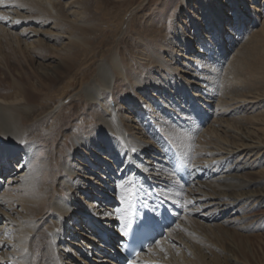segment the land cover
<instances>
[{
    "label": "bare ground",
    "instance_id": "6f19581e",
    "mask_svg": "<svg viewBox=\"0 0 264 264\" xmlns=\"http://www.w3.org/2000/svg\"><path fill=\"white\" fill-rule=\"evenodd\" d=\"M186 1L182 0V3L186 5ZM198 1L202 7V18L204 17L205 19L206 25L204 28L206 30H213V28L219 27L217 37L222 35L220 29L226 28L223 25V20L230 19V14L225 10V7L229 6L226 5L233 6L232 10L235 9L236 19L237 16H240L239 21L241 23L245 22L243 18L246 17V14L239 5V0ZM245 1L243 0V2ZM56 3V0H0V7L3 8L0 10V14L6 13L4 11L6 6L13 5L14 7L16 5L21 8H28L27 13L34 11L33 16L35 15V17H26L18 9V11L16 10V22L13 25H22L24 22L49 24L56 17ZM90 3V0H68L65 3L68 14L64 18V22L78 30L81 29L77 26L78 24L86 25L87 28H90V26L97 27L99 25L98 21L92 23L91 19L87 16V12H90ZM46 7L49 8V12L45 14ZM188 13L190 14L189 11ZM44 14L45 16L43 17ZM191 17L193 15L191 16L190 14L191 25L194 27V36H196L197 32L198 36L201 24L194 18L191 19ZM88 21L90 25L87 24ZM231 29L229 27L226 30L228 32L230 30L233 31V28ZM240 29L241 27L238 26V30ZM207 33L210 32H201L205 37H209ZM244 34H247V32ZM69 37H71L72 43L70 41L68 43L77 49L81 48V46L87 47L85 54L79 53L77 50H70L64 54L61 60L73 68L77 67L76 62L81 61L83 64L92 58V50L88 49L90 43H93L90 41L91 39H94L93 48H95L99 42L104 44L105 37L107 38L105 36L102 40L98 41L95 36ZM160 37L150 36L149 38H142L145 48L149 51V58H145L143 64L138 63V65L133 64V66L130 65L132 63L126 64L125 61L127 62L128 59H124V53L118 49L115 50V48L103 51L104 57H102V61L92 71L97 81H94V79L90 81L89 79L82 87V96L85 98L83 100L86 105L90 108L96 107L93 125L85 117L80 119L82 127L85 125L91 126L89 129H86V127L76 129L80 123L74 125L71 123L72 120L69 119L68 126L72 124L71 131H65L66 126L64 127L62 120L68 118V116L70 118L71 114L69 115L67 112L71 113L73 105L62 108V112L65 110L64 114L60 112L55 117L51 116L56 107L59 106L60 108V106L64 105L66 101L64 102L63 98L59 99V102L56 104L57 106L52 110L43 113L47 121L44 125L37 127H34V124L28 121L29 113L32 110V102L25 95L26 91L22 87L19 89L22 96L19 98V101L7 103L4 99L0 98V220L4 221V225L0 227V235H3L0 238V264H37L36 254L41 250L45 241L50 244L53 253L58 252V255H61L64 259L68 255L67 250H69L65 243L69 242V245L73 246L76 244L66 236H71V239H77L82 234L74 230H70L69 232L67 229L71 227L72 229L79 228V231L82 229L91 230L93 228L95 230L96 228L97 236L94 235L95 237H92L89 235L91 237H85L91 241V246L88 245L86 247L84 245V251L90 254L94 250L97 251L99 246H102V251L100 252L103 254L99 258L94 259V262L97 264H131L132 261H135V264H155L150 259L147 261L145 256L147 253L153 251L157 242L162 240L163 237L161 238L160 235L164 231L166 238L170 242L179 241L183 245V237L187 236L189 232L190 225H188V221L190 217L194 216L212 222L214 219L227 217V212L237 205V200H226L223 198L221 192L205 195L200 192L196 193L198 192L197 189H193L192 187L188 189L189 186H183V193H190L194 197L192 199L176 200L171 194L164 192L162 189L163 186L171 184L173 177L180 179L182 182L188 181L190 185L194 183L203 185V178L198 173V168L195 167L203 161L201 159H193V163H186L187 165H184L181 161L177 160V155L175 156L170 150H166V146L164 148H157L151 141L162 142L164 140L166 141L164 143H168L170 140L176 143L182 142L184 140L183 137L187 136L185 140H188L192 144L195 141L194 147L199 152L203 148V142L198 140L197 137L203 131L200 126L192 127L190 128L191 131H188L186 127L189 125L186 119L187 113H185V108L188 106L187 102L190 99L192 107H198V113L202 117L201 120L205 122L208 119L209 112L203 111V108L207 107H204L199 102L196 92L189 90L194 80H189L180 73V66L172 62L174 59L168 60L162 55V51L170 49L171 41H164L165 39L162 40ZM223 38H225V35L215 43H210L212 40L207 38L204 41L197 37L172 36V39H174L172 41L183 43L185 48H192L194 41H199L198 43H200L203 40L204 44H199L200 49L198 53L212 56V59L215 61H221L223 59L222 56H219L222 54L221 50L226 49L224 54L231 50L229 47L224 46L225 40ZM207 42L210 44H207ZM67 44L64 46L65 49H67ZM211 45L215 46L213 51L218 53L216 59L213 51H210ZM82 56H85V58ZM186 58L192 62L198 61L197 56L186 55ZM205 58L209 60L211 57ZM212 59L206 63L205 71L212 70V66L209 65ZM215 61L213 62L214 64L216 63ZM186 65L188 66L189 64ZM55 67H58V65ZM83 69V75L89 73L87 64ZM142 87L146 88L145 91L139 92V89ZM152 90L162 92L165 98L169 96L172 99L170 100L171 104H173V101L176 102V105L174 103V109L176 111L179 110V112L177 111V116H174V119L170 120L168 117L166 121L164 120L165 122L161 124L159 132L154 131L150 134V131L147 132L145 130V123L149 124L147 122L142 124V126H134V129H132L131 122L135 121L137 114L133 111L132 113L130 112L131 115L123 116L119 112V107L121 104L128 105L130 102H134L136 106H140L139 109H143L142 105L148 102L146 99H150V96H155V92L153 93ZM81 106L80 103L78 108L80 109ZM164 109L159 113L162 114ZM191 112H195V110ZM227 114L226 111L223 116ZM152 118L155 119V117ZM196 118L197 116L195 117L193 114H190V120H196ZM225 124L221 120V128L217 131L229 133L230 136L239 138L241 142L234 143L231 141L221 144L228 151H224V158L222 160L224 164L222 172L225 174L226 180H228V178L235 176L234 173L237 170L248 165L249 161L247 158L252 157L254 152L262 151L264 145L246 135L239 134L240 132L233 130L231 126ZM47 125L49 127L46 129L45 126ZM240 135L241 138L239 137ZM211 136L215 138L216 134L213 132ZM185 140L183 143H185ZM151 150L156 153L155 158L164 163V165H160V167L162 166L161 169L156 168L155 172H151L155 169L153 165H149L151 161L144 160V163L141 162L143 158L142 152L151 153ZM19 154H21L20 157ZM254 160L253 158L252 161ZM74 161H78L80 165L92 169L93 171L90 170L92 174H100V172L97 173L95 171L96 169L105 170L106 173L110 172V180L116 179L115 177L121 180L117 181V184L114 186L116 188L118 185V189L123 186L118 192V194H121H119L120 199H118L116 204L107 208L111 212L110 215L97 216L95 212L97 210L99 212L101 209L99 210V204L97 205L93 201H91L90 205L92 209L88 208L89 210L87 211H82L71 204V201L75 198L72 193L77 188L75 186L76 180L73 182V179L74 176H79L81 172V167H78ZM81 161L85 162V164ZM220 161L218 164H220ZM215 164L218 165L217 163ZM78 170L80 171L79 173ZM158 170L160 171L157 172ZM219 177L221 178V176ZM5 178L8 180L6 181V187L3 185ZM89 178L91 179V177ZM231 181L233 183V180ZM98 182L96 180L95 186L103 187ZM224 182L226 183V181ZM110 186L108 185L109 188H111ZM218 187H221V185ZM84 188V193L87 194V186ZM60 189L65 192H61ZM108 191L105 195L108 194ZM236 197L237 195H235ZM17 207L20 209L16 210ZM207 209H210V211ZM78 214L81 215L80 219L82 218L85 221L84 224H80L77 227V225L74 226L75 224L68 221V219L70 218L73 222H77ZM105 220L107 221L105 222ZM108 221L109 223H107ZM173 221H175L174 226L171 225ZM114 223H119L120 226L117 225L119 226L118 229H115L116 226H112L115 225ZM128 225H131V228L133 226L140 228L149 225L156 231L157 237L146 250L140 252L133 260L125 263L127 257L124 254L126 239L124 230ZM101 226H104L106 230H103ZM5 230L7 234L9 232L11 235L10 240H7V237L1 234V231L4 233ZM168 240L164 243L166 248L164 250L160 249V254L153 257L155 261H160V264H166L163 256L167 254V250L169 249L168 245L170 244H168ZM7 246H10L11 250H8ZM87 248L91 250L89 251ZM59 252H62V254ZM192 252V257H189V259L186 257L180 258L181 262L175 261L181 264H203V260L199 258L200 252L198 248H195ZM63 264L66 263L64 262Z\"/></svg>",
    "mask_w": 264,
    "mask_h": 264
},
{
    "label": "rangeland",
    "instance_id": "374dc122",
    "mask_svg": "<svg viewBox=\"0 0 264 264\" xmlns=\"http://www.w3.org/2000/svg\"><path fill=\"white\" fill-rule=\"evenodd\" d=\"M56 2V17L49 24L24 22L22 25H13L16 22V10L18 11V9L26 17H35V15L33 16L34 11L27 13L28 8L25 9L16 5H14L15 8L13 5L6 6L4 10L6 13L0 14V17H7V19H0V98L4 99L7 103L19 101V98L22 97L19 89L22 87L26 91L25 95L32 102V110L29 113L28 121L33 123L34 127L44 125L47 119L43 113L52 110L57 106L56 104L59 102V99L63 98L64 102H66L60 108L59 106L56 107L51 116L55 117L62 112V108L73 105L71 113L67 112V114H71L70 118L68 116V118L62 120L64 127L66 126L65 131L70 132L72 124L68 126L69 119L72 120L71 123L74 125L80 123L76 129L82 127L80 119L84 117L91 124L93 122L96 107L90 108L86 105L83 100L85 98L82 96V87L89 79L90 81L93 79L97 81L92 71L102 61V57H104L103 51H109L114 48L115 50L118 49L124 53V59H128L125 63H132L130 65L133 66V64H143L145 58H149V51L145 48L142 38L161 36L160 39H165L164 41L169 40L168 42L171 41L170 49L162 51V55L168 60L174 59L172 62L180 66V73L187 79L194 80L189 90L196 92L199 102L204 107H207L203 108V111H208L209 115L206 122L201 120L202 117L198 113V107L193 108L189 99V102H187L188 106L185 108V113L188 114H186V119L189 125L186 128H188V131H191L190 128H195L196 126H200L202 129L203 132L199 134L200 137H197L198 140L203 142V148L199 152L194 147L195 141L192 144L188 140H185L187 136L183 137L185 143H183L184 140L176 143L169 140V144L164 143L166 142L164 140L162 142L150 140L157 148H164L166 146V150H170L175 156L177 155V160L181 161L184 165H187L186 163H193L196 159L203 161L200 165L195 166L199 169L197 171L203 178V185H197V183L190 185L188 181L182 182L180 179L173 177L171 184L163 186L162 189L164 192L171 194L176 200L192 199L194 197L190 193L184 194L182 191L183 186H189L188 189L190 187L197 189L198 192L196 193L200 192L205 195L221 192L223 198L226 200H237V205L227 212V217L214 219L212 222L194 216L190 217L188 221L190 228L187 236L183 237V245L179 241L170 242L166 238L164 231L161 235V238L163 237L162 240L157 242L156 246L154 245L153 251L147 253L145 258L147 261L150 259L155 264H160V261H155L153 257L160 254V249L164 250L166 248L164 243L168 240V244H170L168 245L169 249H166L167 254L163 256L166 264H181L178 262H181L182 258L187 257L189 259V257H192V250L195 248H198L200 252L199 258L203 260V264H264V148L262 151L254 152L252 157L247 158L249 163L245 166L246 168L243 167L234 173L237 177L232 176L234 177L233 179L230 177L226 180V176L222 172L224 169L222 160L224 153L228 151L221 144L231 141L234 143L241 142L239 138L232 137L229 133L217 131L221 128V120H223V123H226L225 125L231 126L233 130L240 132L239 134L246 135L264 145V0H246L245 2L239 0V5L246 14V17L243 18L246 23L239 21L240 16H237L236 19L235 9L232 10L233 6L226 5L229 6L225 7V10L230 14V19L223 20V25L226 28L220 29L222 35L219 37H217L219 27H215L213 30H206L204 28L206 25L205 19L204 17L202 18V7L198 3V0H187L186 5L182 3V0H90L91 13L87 12V16L91 19L92 23L98 21L99 25L87 28L86 25L78 24L77 26L81 28L79 30L64 22V18L68 14L65 4L68 0H56ZM2 9L0 7V10ZM188 11L191 16L193 15L191 19L194 18L201 24L198 36V32L194 36V27L191 25ZM47 12H49V8L46 7L44 13L46 14ZM87 24H89V21ZM238 26L241 27V31L238 30ZM243 26L247 27V29L243 28ZM229 27L230 29L233 28V31L231 29L228 32L226 29H229ZM204 31L210 32L207 33L209 37L201 34ZM238 32L239 34H237ZM246 32L247 34H244ZM223 35H225V38H223L225 40L224 46L229 47L231 50L226 54H224L226 49L221 50L222 54L219 55L223 58L221 61H215L212 59V56L198 53L200 49L199 44H204L206 38L212 40L210 43H215ZM69 36H95L98 41L102 40L105 36L107 38L105 37L104 44L99 42L95 48H93L94 39H91L90 41L93 43H90L88 49L92 50V58L83 64L81 61L76 62L77 67L73 68L61 60L64 54L70 50H77L79 53L85 54L87 47L81 46V48L77 49L75 46H72L70 44L72 43L71 37ZM172 36L197 37L204 41L202 40L200 43H198L199 41H194L192 48H185L183 43L172 41L174 40ZM69 41L70 43H68ZM210 43L207 42V44ZM65 44H67V49L64 47ZM214 47V45H211L210 51H213ZM215 52L213 51L216 59L218 53ZM186 55L197 56L198 61L192 62L186 58ZM82 57L85 58V56ZM205 57H211L210 59L212 60L209 65L212 66V70L216 68L213 72L212 70L205 71L206 63L210 60H207ZM214 61L216 62L215 64L213 63ZM86 64L88 65L89 73L83 75V68ZM186 64L189 65L187 66ZM57 65L58 67H55ZM145 89V87H142L139 89V92H144ZM153 93L155 96H150V99H146L148 102L142 105L143 109H139L140 106H136L134 102H130L128 105L121 104L119 107V112L123 116L131 115L133 111L137 114H134L136 115L135 121L131 122L132 129H134V126H142V124L147 122L149 123L148 125L145 123V130L147 132L150 131V134L154 131L159 132L161 124L168 117L171 120L174 119V116H177L179 110L177 112L174 109V103L176 105L175 101L171 104L170 100L172 99L169 96L165 98L162 92L153 91ZM80 103L82 106L79 109L78 105ZM162 109L164 110L161 114L159 112ZM194 110L195 112H191ZM64 111L62 112L63 114ZM226 111L228 114L223 116ZM190 114H193L195 117L197 116L196 120H190ZM152 117H155V119ZM45 127L47 129L49 126ZM83 127L89 129L91 126L85 125ZM207 127L208 129H206ZM213 132L216 134L215 138L211 136ZM239 137L241 138V135ZM184 144L187 145L185 146ZM205 144L206 146H204ZM150 152H142L143 158L141 162L144 163V160L151 161L149 165L151 164L155 167L151 172H155L156 168L161 169L162 166L160 167V165H164V163L155 158L156 153L153 150ZM20 156L21 154H19ZM207 158L209 159L207 160ZM253 158L255 159L254 161H252ZM215 160H219L220 164H218L219 161ZM81 162L85 164V162ZM74 163L78 167H81V170L79 169L81 172L78 170V173L80 172L79 176H74L73 179V182L76 180L75 186L77 188L72 193L75 198L71 201V204L82 211H87L92 209L90 205L91 201H93L95 204H99V210L101 209V211L98 212L97 210L95 212L97 216L110 215L111 212L107 208L116 204L118 199H120L121 194L119 193V195L118 192L123 186L119 187V189L118 185L116 188L114 186L117 184V181L121 180L117 177L110 180V172L106 173L105 170L96 169L95 171L97 173L100 172V174H92L90 172V170L93 171L92 169L80 165L78 161H74ZM213 170L215 171L213 172ZM96 180L103 187L95 186ZM231 180H233V183H231ZM6 181H8L7 178L3 181L5 187ZM218 184L223 188L218 187ZM108 185H111V188ZM86 186L88 189L87 194L84 193V187ZM60 190L63 193L65 192L62 189ZM107 191L108 194L105 195ZM235 195H237V199ZM19 209V207L16 208V210ZM207 210L210 211V209ZM80 217L81 215L76 220L77 222H73L70 218L68 221L78 227V225L84 224L85 221L82 218L80 219ZM3 223L4 221L0 220V227L4 225ZM114 224L112 226H116L115 229H118L119 223ZM171 225L174 226V223ZM101 228L106 230L104 226H101ZM6 230L4 233L1 231V234H4L7 240H10L11 235L9 232L7 234ZM67 230L69 232L70 230H74L82 233L77 239H71V236H66L76 243L74 246L69 245V242L65 243L69 248L67 250L68 255L63 259L61 255H58V252L53 253L50 244L45 241L41 250L36 254L37 264H63L64 262L66 264H97L94 262V259L99 258L103 254L100 252L102 251V246H99L97 251L94 250L90 254L84 251V245L86 247L88 245L91 246V241L85 237L97 236L96 228L95 230L93 228L91 230L82 229L79 231V228L72 229L71 227ZM2 236L0 235V238ZM9 247L7 246V249L11 250V247ZM208 247L209 249H207ZM88 250L90 251L91 249ZM107 258L109 259V257ZM125 260V263L129 262L128 259Z\"/></svg>",
    "mask_w": 264,
    "mask_h": 264
},
{
    "label": "snow or ice",
    "instance_id": "6c2138e0",
    "mask_svg": "<svg viewBox=\"0 0 264 264\" xmlns=\"http://www.w3.org/2000/svg\"><path fill=\"white\" fill-rule=\"evenodd\" d=\"M0 19H7V17H0ZM133 151H135V149H133ZM130 228H131V225H128V226L125 227V230H124V235L125 236L129 235ZM131 264H135V261H132Z\"/></svg>",
    "mask_w": 264,
    "mask_h": 264
}]
</instances>
